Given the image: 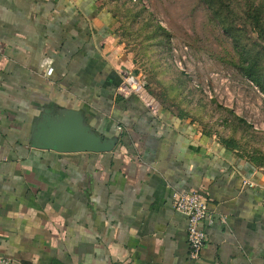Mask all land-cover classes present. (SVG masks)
<instances>
[{"label":"crops","instance_id":"0c3cea01","mask_svg":"<svg viewBox=\"0 0 264 264\" xmlns=\"http://www.w3.org/2000/svg\"><path fill=\"white\" fill-rule=\"evenodd\" d=\"M117 26L100 0H0V252L11 264H264V169L117 96L133 63ZM43 109L81 110L115 147L36 148ZM196 191L214 216L192 262L171 198Z\"/></svg>","mask_w":264,"mask_h":264},{"label":"rangeland","instance_id":"374dc122","mask_svg":"<svg viewBox=\"0 0 264 264\" xmlns=\"http://www.w3.org/2000/svg\"><path fill=\"white\" fill-rule=\"evenodd\" d=\"M100 1L162 110L264 169V0Z\"/></svg>","mask_w":264,"mask_h":264},{"label":"built area","instance_id":"2783aa9c","mask_svg":"<svg viewBox=\"0 0 264 264\" xmlns=\"http://www.w3.org/2000/svg\"><path fill=\"white\" fill-rule=\"evenodd\" d=\"M50 73V70L47 72ZM120 82L115 94L122 98H135L152 116H158L161 111L160 103L148 90V84L132 70L119 71ZM253 186L252 184H249ZM172 208L186 216V241L188 259L197 262L200 259L205 244L204 224L210 225L213 221V212L208 207L207 197L201 192H175L171 198ZM0 264H11V261L0 252Z\"/></svg>","mask_w":264,"mask_h":264},{"label":"water","instance_id":"95a60500","mask_svg":"<svg viewBox=\"0 0 264 264\" xmlns=\"http://www.w3.org/2000/svg\"><path fill=\"white\" fill-rule=\"evenodd\" d=\"M30 139L38 149L62 154L106 153L115 147L117 138L103 139L85 120L81 110L43 109L31 127Z\"/></svg>","mask_w":264,"mask_h":264},{"label":"trees","instance_id":"16d2710c","mask_svg":"<svg viewBox=\"0 0 264 264\" xmlns=\"http://www.w3.org/2000/svg\"><path fill=\"white\" fill-rule=\"evenodd\" d=\"M254 21H255L254 24H255L256 26L261 27V25H260V21H259V19H258L257 16L254 18Z\"/></svg>","mask_w":264,"mask_h":264}]
</instances>
